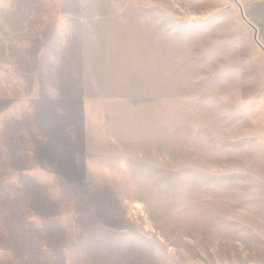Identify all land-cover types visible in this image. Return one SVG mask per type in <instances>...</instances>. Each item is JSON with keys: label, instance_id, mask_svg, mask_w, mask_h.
I'll return each instance as SVG.
<instances>
[{"label": "rangeland", "instance_id": "374dc122", "mask_svg": "<svg viewBox=\"0 0 264 264\" xmlns=\"http://www.w3.org/2000/svg\"><path fill=\"white\" fill-rule=\"evenodd\" d=\"M248 22L264 47L247 0H0V264H264Z\"/></svg>", "mask_w": 264, "mask_h": 264}, {"label": "crops", "instance_id": "0c3cea01", "mask_svg": "<svg viewBox=\"0 0 264 264\" xmlns=\"http://www.w3.org/2000/svg\"><path fill=\"white\" fill-rule=\"evenodd\" d=\"M253 2L258 4H264V0H247V2ZM67 263L73 264L69 260L70 252L67 250ZM116 257L119 260L117 264H145L146 263V251L131 249L128 246L122 244L121 249L116 252Z\"/></svg>", "mask_w": 264, "mask_h": 264}, {"label": "water", "instance_id": "95a60500", "mask_svg": "<svg viewBox=\"0 0 264 264\" xmlns=\"http://www.w3.org/2000/svg\"><path fill=\"white\" fill-rule=\"evenodd\" d=\"M241 15H242V18H243L245 21H247L246 18L244 17V15H243L242 11H241ZM248 23H249V24L255 29L254 38L256 39V41L258 42V44L261 46V48L264 50V47L262 46V44L259 43V41L257 40V32H256V28H255V26H254L253 24H251L250 22H248Z\"/></svg>", "mask_w": 264, "mask_h": 264}]
</instances>
